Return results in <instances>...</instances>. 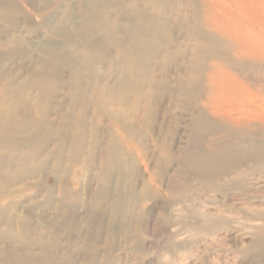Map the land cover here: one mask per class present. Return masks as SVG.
I'll return each instance as SVG.
<instances>
[{
	"label": "rangeland",
	"instance_id": "rangeland-1",
	"mask_svg": "<svg viewBox=\"0 0 264 264\" xmlns=\"http://www.w3.org/2000/svg\"><path fill=\"white\" fill-rule=\"evenodd\" d=\"M4 1L7 4L0 8V90L12 84L14 86L10 87L13 91L16 88L14 92H18L17 97L26 101L20 105L19 114L15 116V121L25 126L9 134L12 143L0 146V155H14L15 151L29 153L32 157H29V167L33 172L22 175V168L11 167L21 179L17 181L9 177L8 186L0 196V207L13 208L14 213H18L15 219L19 222L24 221L23 217L29 220H26L27 230L15 232L12 240H8L4 226H0V263L15 262H9L6 252L19 247L18 253H15L16 262L19 261L17 264H28L26 260H30V264H264V232L260 230L264 226V123L251 121L250 125L243 122L241 129L236 121L237 114L232 116L228 107L222 109L223 112L227 111L225 114L229 113L227 116L216 115L213 113L215 108L222 106L219 102H228L225 105L228 106L229 101L212 90L213 78L234 74L235 83L247 85L238 95H244L250 105L254 104L251 106L260 109L258 104L264 103V68L260 61L247 58L251 56L249 50L244 48L240 53L237 45L229 40V35L222 34L214 27L222 21L218 10H215L218 7L216 1L219 0H143L139 3V9L145 8L149 18L154 16L158 27L164 25L159 33L147 32L155 36L160 34L155 43L154 58L146 59L156 84L148 88V79L141 71L130 74L137 81L141 78L146 81L145 86L139 85L137 93L143 91L152 95L150 91L154 92L149 104L141 100L136 108L141 116H146V121H137L130 114L127 122L134 127L131 134L126 136L119 132L111 118L98 113V106L108 102L105 95L108 90L94 92L92 87L90 93L81 95L85 99L79 113L86 115V133L81 141L82 156L77 157V162L71 161L70 153L64 152L62 164L57 163L56 154L49 153L44 147L48 135L54 136L59 132V135L70 133L67 135L71 136L74 132L73 126L72 129L66 128L62 125L64 120L52 114L61 110L67 112L71 109V101L67 97H60L63 90L57 87L60 82L50 63L54 61L51 54H62L56 59L64 62L69 58L66 55L81 40L83 43L92 42L98 53L104 56L109 54L105 37L87 30L84 23L86 16L82 11L83 0ZM123 2L124 7L118 8L117 12L113 7L109 10L102 7H108L107 2L93 8L105 13H117L114 26L118 32L115 36L121 48L129 41L123 31L124 23L127 27L129 18L140 23L137 12L133 13L135 3L131 0ZM209 9L211 12H208ZM207 25L209 30L206 29ZM46 40L50 45H45ZM58 45H61L59 49L56 48ZM103 61L100 64L101 81L123 71L120 65V69L110 74L106 70V61ZM64 71V81L69 82V70ZM215 73H221V76ZM84 76L87 83L90 71ZM203 77L210 79L207 82ZM103 83L108 89V81ZM19 85H23L24 89L18 91ZM22 90L24 94H21ZM234 95L232 93L229 98L235 106L241 107L247 102L244 97L242 100ZM32 96L44 97L50 104L47 119L44 112L46 105L43 108V103L40 104L42 113L33 111L32 117H27ZM66 98L68 101H63ZM119 102H112L108 108L120 112L123 106ZM129 104L128 100L125 103L127 109L135 108ZM42 118H45L43 123ZM228 122L234 125L229 126ZM236 125L238 129H235ZM112 146L117 150L116 156L111 159L112 164L107 157L103 164ZM51 154L56 157L52 158ZM42 221L45 224L40 229L38 227ZM16 234L21 236L18 238ZM19 255L26 260L21 261L23 259ZM35 257L37 259L33 260Z\"/></svg>",
	"mask_w": 264,
	"mask_h": 264
},
{
	"label": "bare ground",
	"instance_id": "bare-ground-1",
	"mask_svg": "<svg viewBox=\"0 0 264 264\" xmlns=\"http://www.w3.org/2000/svg\"><path fill=\"white\" fill-rule=\"evenodd\" d=\"M124 0H83L82 2V11L84 12L86 18H85V25H87L88 27V31L93 30L94 32H97L101 35H103L105 38V41L107 43V52L109 54H105L104 56H101V53H98V50L95 49L93 47V43L90 41H85L84 43L79 40L78 45H75V49L73 51L70 52L69 55H66V57H69L66 61L64 62H59L58 59H56L57 57L59 58L60 55L62 56V54H58L52 57H54V61L53 63L50 62L52 64V68L53 70H55L56 73V79L60 82L59 85H57V87H61L63 90V93H61L60 97H67L70 101H71V109H68L67 112L61 110V111H56L53 112L52 114L56 117H59L61 120H64V125L66 128L69 127L71 128L73 126V134L71 136H68L70 133L65 132L66 135H59L58 134H54V136H49L48 137L45 135L47 133H45L44 135L47 137V139L45 140V142L47 141V144L45 149L52 154H56L58 156V164H62L64 160H62V154L64 152H69L70 156L69 159L71 161H76L77 162V157L78 156H82V140L83 137L85 136V120H86V115H84L82 112L81 114L79 113V109L83 108V94H87L90 93L91 90H93L92 87H94V92L95 91H99L101 90L102 92H104L105 90H108L106 92L105 95H107V99L108 102H102L103 104L98 106L99 108V112L101 113L103 116H108L109 118H111V120L114 123V126H116L119 130V132L124 133L126 136H128L129 134H131V131L133 130V126H131L128 122L127 119L130 116V114L133 115L132 118H135V120L137 121H146V116L142 114V116L137 112L136 108L139 105V102L141 100L145 101L147 104H149L150 102V98H153L154 92L150 91L152 95H150V93L148 91V93H143L142 92H138L139 89V85L141 86H145L146 85V81H144L142 78L141 80L137 81L134 79V77H132V75H134L135 73L137 74V72L135 71H141L142 74L148 79V84L146 85L148 88H152L153 85H155L156 83V79L153 77V73L152 71L149 72L148 70V66L146 64V59H152L155 56L156 53V47H155V43L156 41H158V37H160V34H158V36H155L154 34L148 33V30L150 32L155 31L158 33L160 32L161 28L164 29V25L159 26L157 24V21L154 20V16H150V18L147 16L146 14V10L145 8H141L139 9V3H142L141 1L143 0H131V2L133 1L135 3L134 9H133V13L137 12V19L140 20V23H135L131 18L128 19V24L126 27V23H124V27H123V31L128 35L129 41L128 44L124 47L121 48L118 46L119 44V39L117 38V36H115L117 34V27L114 26V22L116 20L117 17V13L115 14H111V13H105L102 10H95L93 8H99L103 5V2H107L108 7L107 6H102L105 8H108V10L113 7L114 11L117 12V9L120 7H124V5H122L121 3ZM216 1V0H214ZM222 0H219L217 3V9L215 7V10H218L219 15H221V19L222 21L219 22L218 24H215V28H217L220 32H222V34L229 35V40L231 39V41L234 42V44L237 45V47L239 48L240 53L242 52V50L245 48L247 49L246 51H250L249 53L251 54L250 57H247L248 59L251 60H256V61H260L259 64L262 65V67L264 68V0H226L228 2H220ZM7 4L6 1L4 0H0V8L1 6L3 7V4ZM212 3V1L210 2ZM213 4V3H212ZM211 4V6H212ZM210 8V7H208ZM213 8V7H212ZM210 11V9L208 10V12ZM211 12V11H210ZM214 14V13H213ZM206 16V14H205ZM10 17V16H9ZM216 17V16H215ZM207 18V17H206ZM224 18H227L225 20H223ZM135 19V18H134ZM149 19V20H148ZM212 22V21H211ZM215 23V22H213ZM15 24V23H14ZM13 24V26H14ZM205 24V23H204ZM12 26V27H13ZM111 26H113L111 28ZM149 26V27H148ZM208 26V25H207ZM128 27H133L132 30H130ZM170 27V26H169ZM211 27V26H210ZM33 28V27H32ZM208 28L209 30V26L206 27V29ZM34 29V28H33ZM211 29V28H210ZM7 30V29H6ZM5 30V31H6ZM194 30V29H193ZM212 30V29H211ZM215 30V29H213ZM9 32V30H7ZM197 31V29H196ZM18 32V31H17ZM201 33V32H200ZM219 33V32H218ZM9 34V33H8ZM220 34V35H222ZM3 35V34H2ZM5 35V34H4ZM3 35V36H4ZM200 35V34H199ZM219 35V34H218ZM214 36V35H213ZM216 36V35H215ZM69 37H73L72 35H69ZM150 37V38H149ZM198 37V36H197ZM212 37V36H211ZM226 37V36H225ZM149 38V39H148ZM200 38V37H198ZM205 38V37H204ZM207 41H208V37ZM213 38V37H212ZM202 39V38H201ZM221 39L224 40V38L222 37ZM220 39V40H221ZM227 39V37L225 38ZM76 38L73 41H75ZM204 40V39H203ZM202 40V41H203ZM206 40V39H205ZM210 40V39H209ZM222 40V41H223ZM60 41V40H59ZM58 41V42H59ZM45 45H50L48 44L49 42L46 40L44 41ZM54 42V41H53ZM56 42V41H55ZM61 42V41H60ZM204 42V41H203ZM230 42V41H229ZM232 42V45L234 46ZM231 43V42H230ZM229 43V44H230ZM201 44V43H200ZM210 44V43H209ZM1 46V45H0ZM212 46V45H211ZM61 47V45L56 46L57 49H59ZM213 47V46H212ZM106 48V46H105ZM213 49V48H211ZM242 49V50H241ZM199 50V49H198ZM213 50H211L210 52L208 51V53H211ZM197 52V51H196ZM244 52V51H243ZM25 53V52H24ZM235 53V52H234ZM48 54V53H47ZM104 54V53H103ZM237 54V53H235ZM171 55V54H169ZM243 55V53H242ZM248 55V54H247ZM64 56V55H63ZM239 56V54H238ZM244 57L246 55H243ZM51 57V58H52ZM116 57H118V59H116ZM171 57V56H169ZM242 58V57H240ZM240 58H238L240 60ZM246 58V57H245ZM232 59V58H231ZM230 59V60H231ZM235 59V58H234ZM103 60H105V66H106V70L107 72H111L110 74H113V72H115V70L120 69V65L123 69V71L119 73H117L116 75L112 76V77H108V79L104 78V81H108V89H106V85L103 83L104 81H101V76H100V64L102 62H104ZM242 60V59H241ZM253 60V61H254ZM238 61V60H237ZM250 61V60H249ZM241 62V61H240ZM243 62V61H242ZM246 62V60H245ZM50 63H48V61H46V64L51 65ZM257 63V62H256ZM246 64V63H245ZM258 64V65H259ZM47 65V66H48ZM39 66V65H38ZM41 66V65H40ZM255 66V65H254ZM44 67V65H43ZM42 67V68H43ZM241 65H239V70H240ZM40 68V67H39ZM211 68V67H209ZM216 68V67H215ZM261 68V67H258ZM64 69H68V77H69V82H65L64 80L66 79L64 76ZM262 69V68H261ZM44 70V69H43ZM210 70V69H209ZM207 70V71H209ZM215 71V69H213ZM220 70V69H219ZM225 70V69H224ZM51 71V70H50ZM90 71V76H89V81L87 83H90L91 85H87L86 83V77L84 76L87 72L89 73ZM221 71V70H220ZM219 71V72H220ZM229 71V70H228ZM30 72V71H29ZM38 72V71H37ZM140 72V73H141ZM211 72V71H210ZM218 72V70H217ZM216 72V73H217ZM227 72V71H226ZM231 72V71H229ZM207 73V72H206ZM214 73V72H213ZM214 74V75H218L221 76V73L218 74ZM223 73V71H222ZM232 73V72H231ZM33 74V73H32ZM130 74L131 77H130ZM209 74V73H208ZM229 75H226L225 77H221L219 79L213 78L215 79L214 81L211 79V81H213V88L212 90L217 91L220 94V98H223L224 96L226 97L225 100L229 101L228 106H225V103H221L219 102V104H222V106H217V108H215V113L220 114V115H224L227 116L228 114H225L226 112L222 109H227L228 107V112L231 113V115L233 116V114H237V118L233 119L236 120L238 123V126L242 128L241 123L245 122L251 125V121H254L256 123H264L262 120H264V103L258 104L260 105V109L258 110L256 108V106H251L254 104H249L246 97L243 95L244 97V101L246 100L247 102L243 105V106H235V104H233V102L230 100L229 97H231V94L234 93L236 97H238V93L240 91H244L247 88V85L245 83L239 82V83H235L236 81L235 78H233L232 76H230L231 74L228 73ZM40 75V74H39ZM123 75V76H122ZM237 76V74H235ZM36 76V75H35ZM72 76V77H71ZM110 76V75H109ZM137 76V75H136ZM142 76V75H140ZM143 76V77H144ZM196 76V74H195ZM200 76V75H199ZM210 76V74H209ZM213 76V75H212ZM218 76V77H219ZM241 77L242 74L240 75ZM246 76V75H245ZM3 77V76H2ZM32 77V76H31ZM63 77V78H62ZM138 77V76H137ZM206 77V76H205ZM238 77V76H237ZM62 78V80H61ZM139 78V77H138ZM204 78V77H203ZM145 79V78H144ZM208 80L210 79L207 78ZM207 79L204 78V80L207 81ZM241 78H239L240 80ZM12 80V79H10ZM17 80V79H16ZM28 80V79H27ZM31 80V79H29ZM146 80V79H145ZM203 80V79H202ZM247 80V77H246ZM218 82L215 85V82ZM244 81V80H243ZM1 82V81H0ZM4 82V80L2 81ZM10 81H7V83ZM31 82V81H30ZM208 82V81H207ZM11 83V82H10ZM9 84V83H8ZM15 84V83H14ZM25 84V83H24ZM210 83H208L209 85ZM97 85V87H95ZM206 85V86H208ZM212 85V84H211ZM6 86V85H4ZM10 86H14L12 84H10L9 86H6L4 89L0 90V146H4L8 143L11 142V137L9 134H11L12 132L16 131L17 129H23L25 125H21L19 123H17V121H15V116H18L19 112H18V108L20 107V105L24 104L25 101L21 98L17 97V93H15L14 91H16V88L14 87V91L12 90V87ZM18 86V85H17ZM29 86V85H28ZM250 86V85H249ZM261 86V85H260ZM52 87V86H51ZM209 87V86H208ZM11 88V90H10ZM29 88V87H28ZM36 88V87H35ZM256 88V87H255ZM18 91L20 89H24L23 85H19V88H17ZM27 89V88H26ZM56 89V88H55ZM28 90V89H27ZM26 90V91H27ZM32 90V89H31ZM143 90V89H142ZM147 90V89H146ZM263 90V89H262ZM261 90V92L263 93V91ZM36 91V90H34ZM111 91V92H110ZM259 91V90H258ZM24 91L22 90L21 94ZM30 92V91H29ZM45 92H49L51 94V92L48 90H46ZM101 92V93H102ZM119 92V95L118 93ZM129 92L130 93L129 95ZM58 93V92H57ZM215 94V92H212ZM217 93V94H218ZM256 93V92H255ZM24 94V93H23ZM59 94V93H58ZM97 94V93H96ZM103 94V93H102ZM101 94V95H102ZM127 94V95H126ZM216 94V95H217ZM29 95V94H28ZM46 95V94H45ZM52 95V94H51ZM54 95V94H53ZM82 95V96H81ZM104 95V96H105ZM126 95V96H125ZM57 96V95H56ZM129 96V97H128ZM251 96V94H250ZM240 98L243 97L239 96ZM258 97V96H257ZM260 97V96H259ZM24 98V97H22ZM67 98L63 101H66ZM99 98V97H98ZM218 98V96H217ZM53 99V98H52ZM103 99V98H102ZM90 100V99H89ZM130 102V104H132L133 106H135V108L133 109H127L125 103L126 102ZM241 100V99H240ZM241 100V101H242ZM259 100V99H258ZM261 100V99H260ZM60 102V100H58ZM57 101V102H58ZM68 101V100H67ZM118 101H120L119 103L121 104L122 110L120 112H114L111 111L108 107L111 106L112 102L115 104ZM209 101V100H208ZM212 101V100H210ZM263 101V99L261 100ZM51 102V100H50ZM54 102V101H53ZM52 102V104H53ZM218 101H216L215 103H217ZM254 102V101H253ZM256 102V101H255ZM264 102V101H263ZM44 104L43 108L46 105V108H44V112L46 115V119L47 116H49V111L51 110L49 108V105L47 103V100L44 97H31L29 99V106L30 109L28 111L27 117L31 118L32 117V113L33 111H35L34 113H42V108L40 107V104ZM63 103V102H62ZM61 103L62 106L65 107V104L63 105ZM65 103V102H64ZM91 103V102H90ZM101 103V102H99ZM251 103V101H250ZM55 104V103H54ZM59 104V103H58ZM92 104V103H91ZM129 104V105H130ZM141 104V103H140ZM118 105V104H117ZM128 105V106H129ZM207 107V104H205ZM218 105V104H217ZM56 106H58L56 104ZM141 106V105H140ZM55 107V106H54ZM61 106H59L60 108ZM113 107V105H112ZM116 107V106H115ZM209 107V106H208ZM216 107V106H215ZM27 108V107H26ZM29 108V107H28ZM209 108H213L214 107H209ZM53 109V107H52ZM61 109V108H60ZM65 109V108H64ZM120 109V108H119ZM212 109V110H213ZM32 110V112H31ZM38 110V111H37ZM58 110V109H57ZM147 110V109H146ZM83 111V109L81 110ZM85 111V110H84ZM83 111V112H84ZM87 111V110H86ZM141 111V110H140ZM223 113H222V112ZM95 112V111H94ZM142 112V111H141ZM22 113V112H21ZM222 113V114H221ZM21 115V114H20ZM100 115V114H99ZM25 116V115H23ZM34 116V115H33ZM202 116V114H201ZM230 116V117H232ZM36 116H34L35 118ZM204 117V116H203ZM218 117V116H217ZM222 117V116H221ZM229 117V118H230ZM131 118V117H130ZM240 118V119H239ZM57 119V118H56ZM262 119V120H259ZM37 120V119H36ZM45 120V118H42L41 122ZM55 120V118H54ZM110 120V121H111ZM232 119H230L231 121ZM40 121V119L38 120V122ZM59 121V120H58ZM224 121V120H223ZM232 121V122H233ZM247 121V122H246ZM26 122V121H25ZM57 123V120L55 121ZM54 122V123H55ZM60 122V121H59ZM236 122V123H237ZM250 122V123H249ZM43 123V122H42ZM48 123V121H47ZM74 123V125H73ZM79 125H78V124ZM112 123V122H111ZM227 123V122H226ZM235 124V122H233ZM231 123V124H233ZM46 124V123H45ZM58 124V123H57ZM231 124L228 125L231 126ZM233 124V125H234ZM247 124V125H248ZM253 124V123H252ZM82 125V126H81ZM243 125V124H242ZM40 126V125H39ZM39 126L37 129H39ZM46 126V125H45ZM55 126V124H54ZM59 126V125H58ZM63 126V127H64ZM245 125H243L244 127ZM256 126V125H253ZM258 126V125H257ZM56 127V126H55ZM115 127V128H116ZM234 127V126H233ZM239 127V128H240ZM249 127V125H248ZM264 127V125H263ZM42 130V127H40ZM88 127L86 126V129ZM95 128V127H94ZM97 128V127H96ZM114 128V129H115ZM29 129V127H28ZM32 129V128H31ZM50 129V128H49ZM72 129V128H71ZM69 129V130H71ZM89 129V128H88ZM91 129V128H90ZM238 129L237 125L236 128ZM17 130V131H18ZM40 130V131H41ZM51 130V129H50ZM54 130V129H53ZM67 130V129H66ZM97 130V129H96ZM30 131V130H29ZM44 131V130H43ZM65 131V130H64ZM88 131V130H87ZM26 132V131H25ZM24 132V133H25ZM36 132V130H35ZM39 132V131H38ZM51 132V131H50ZM98 132V131H97ZM40 133V132H39ZM38 133V135H39ZM44 133V132H43ZM88 134V133H87ZM92 134V133H91ZM97 134V133H96ZM95 134V135H96ZM15 135V134H14ZM123 135V134H122ZM31 137V136H30ZM42 137H44L42 135ZM52 137V138H51ZM54 137V138H53ZM95 137V136H94ZM113 137V136H112ZM123 137V136H122ZM20 138V137H17ZM29 138V137H27ZM41 138V137H40ZM21 139V138H20ZM36 139V137H35ZM45 139V137H44ZM52 139V140H51ZM120 139V138H119ZM126 139V138H125ZM24 140V139H23ZM29 140H33L31 138H29ZM123 140V138H122ZM19 141V140H16ZM25 141V140H24ZM35 141V140H33ZM40 141V140H39ZM51 141V142H50ZM110 141V140H109ZM108 141V142H109ZM117 141V140H116ZM26 142V141H25ZM24 142V143H25ZM94 142V141H93ZM121 142V140H120ZM263 142V141H261ZM12 143V142H11ZM13 143H16L13 141ZM29 143H33L32 141H30ZM42 143V142H41ZM95 143V142H94ZM115 143V142H114ZM124 143V141L122 142ZM127 143V142H126ZM28 144V143H27ZM96 144V143H95ZM120 144V143H119ZM128 144V143H127ZM9 145V144H8ZM17 145V144H16ZM108 145V143L106 144ZM21 146V143H20ZM29 146V145H28ZM28 146L26 148H28ZM92 146V145H91ZM114 146V145H113ZM111 148V150H109L108 153H106L105 159H104V163L106 162V157L109 159V163L112 164V160L114 159L117 153V150H115L114 148ZM8 147V146H7ZM31 147H34L31 145ZM108 147V146H107ZM116 147V146H115ZM119 147V146H118ZM11 148V146H10ZM16 148V147H14ZM2 149V148H1ZM0 149V150H1ZM4 149V148H3ZM19 149V148H18ZM17 149V150H18ZM127 150H129L128 148H126ZM21 150V149H20ZM29 150V149H28ZM92 150V149H91ZM119 150V149H118ZM264 150V149H263ZM19 151V150H18ZM33 151V150H32ZM32 151L30 152V154L32 153ZM44 151V150H43ZM94 151V150H93ZM247 151V150H246ZM5 152V151H4ZM16 154L14 155H10V153H6L7 156H2L0 155V196H2L4 193V188L7 187L8 182H9V177H11L10 179H18L20 180L21 177L19 178V174L14 172V169L12 170V168L14 166H19L20 168H22L21 170V174H27L29 175V172H33L32 169H30L29 167V153H24L25 151H22L24 154H21V152H17L15 151ZM46 152V151H45ZM47 152V153H48ZM254 152V151H253ZM39 153V152H38ZM42 153V151H41ZM48 153V154H49ZM51 154V155H52ZM68 154V153H67ZM43 154H41L42 156ZM45 155V154H44ZM95 155V154H94ZM50 156V155H49ZM45 157V156H44ZM54 156L52 155V158ZM56 157V156H55ZM54 157V158H55ZM67 157V155H66ZM32 158V157H31ZM36 158V157H35ZM47 158V157H46ZM93 158V157H92ZM34 159V157H33ZM50 159V158H49ZM48 159V160H49ZM64 159V158H63ZM84 159V158H83ZM31 160V159H30ZM47 160V159H44ZM68 160V159H67ZM86 160V159H85ZM38 161V160H37ZM42 161V160H41ZM44 162V161H43ZM46 162V161H45ZM56 162V161H55ZM34 162H32L33 164ZM39 163V162H38ZM41 163V162H40ZM66 163V162H64ZM80 163V162H79ZM73 164H75L73 162ZM78 164V163H77ZM38 165V164H37ZM45 165V164H44ZM50 165V164H49ZM81 165V164H80ZM85 165V164H84ZM57 166V165H55ZM82 166V165H81ZM12 167V168H11ZM42 168V167H40ZM75 168V166H74ZM38 169V168H37ZM46 169V168H45ZM43 168V170H45ZM54 169V168H53ZM59 170V168H58ZM80 170V169H79ZM16 171V170H15ZM39 171V170H38ZM66 171V170H65ZM18 172V171H17ZM35 172V171H34ZM41 173V172H40ZM57 173V172H55ZM54 173V174H55ZM37 174V173H36ZM42 174V173H41ZM35 175V174H34ZM58 175V174H57ZM59 176V175H58ZM38 178V177H37ZM57 178V177H56ZM59 180V179H58ZM11 181V180H10ZM15 181V180H14ZM37 181V180H36ZM43 181V180H42ZM64 181V180H63ZM26 182V181H25ZM41 182V181H38ZM16 183V182H15ZM34 184V182H32ZM11 184V183H10ZM13 184V183H12ZM15 185V184H14ZM17 185V184H16ZM27 185V184H26ZM46 186V185H45ZM48 187V186H47ZM52 187V186H51ZM66 187V186H65ZM147 187V186H146ZM149 187V186H148ZM12 188V187H11ZM57 188V187H56ZM63 189V188H62ZM127 189V187L125 188ZM45 190V189H44ZM49 190V189H48ZM57 190V189H56ZM20 191V190H19ZM132 191V190H131ZM51 192V191H50ZM54 192V191H53ZM47 193V192H46ZM57 193V192H56ZM54 193V194H56ZM49 194V193H48ZM53 194V193H52ZM134 194V193H133ZM66 196V194H65ZM54 197V196H53ZM57 197V196H56ZM5 198V197H4ZM44 199V198H42ZM47 199V198H46ZM54 199V198H53ZM66 199V198H65ZM60 200V199H59ZM65 200H63L64 202ZM77 201V200H76ZM44 202V201H43ZM60 202V201H59ZM47 203V202H46ZM50 203V202H49ZM76 203V202H75ZM43 204V203H42ZM45 204V203H44ZM70 204V203H69ZM50 205V204H49ZM65 206V205H63ZM62 209V206H60ZM40 208V207H39ZM53 208V206L51 207ZM45 209V207H44ZM39 210V209H38ZM187 211V210H186ZM18 212V211H17ZM13 208H6V207H0V226H4V232L6 234V236L8 237V240H12L15 237V232H25L28 228V224H27V220L26 217H23L22 219H24V221L19 222L17 219V214H13ZM49 213V212H48ZM16 218V219H15ZM21 218V217H20ZM27 220V221H26ZM43 222V221H42ZM40 225V227L38 228H42L43 225L45 224L44 222ZM29 223V222H28ZM256 225V224H255ZM254 225V227H255ZM259 225V224H258ZM46 226V225H45ZM257 226V225H256ZM261 226V225H260ZM48 227V226H47ZM34 228V227H33ZM43 229V228H42ZM253 229V228H252ZM258 229V228H257ZM29 230V229H28ZM38 230V229H37ZM260 230L262 232H264V226H262L260 228ZM39 231V230H38ZM259 231V230H258ZM2 232V231H1ZM34 233V232H32ZM3 234V235H5ZM23 234V233H22ZM36 234V233H35ZM264 234V233H263ZM21 236V234H19ZM31 234L29 233L28 236H30ZM43 235V234H42ZM16 236L18 237V234H16ZM19 236V237H20ZM27 236V235H25ZM27 236V237H28ZM258 236V235H257ZM6 237V238H7ZM18 237V238H19ZM23 237V236H22ZM45 237V236H44ZM51 237V236H50ZM55 237V236H54ZM43 238V237H42ZM46 238V237H45ZM2 239V238H1ZM47 239V238H46ZM7 240V241H8ZM20 240V239H19ZM14 241L19 242L17 239H15ZM13 241V242H14ZM2 242V241H1ZM45 242V241H44ZM7 243V242H6ZM16 243V242H15ZM42 243V242H41ZM4 244V243H3ZM10 244V243H9ZM18 244V243H17ZM45 244V243H44ZM50 244V243H49ZM12 245V243H11ZM20 245V244H19ZM22 245V244H21ZM20 245V246H21ZM29 245V244H28ZM24 246V245H23ZM22 246V247H23ZM26 246V245H25ZM13 247V246H12ZM21 247V248H22ZM27 247V246H26ZM257 247V246H255ZM7 248V247H6ZM9 248V247H8ZM16 248V247H15ZM28 248V247H27ZM18 249L19 247H17V250L15 251H7L6 252V256L7 259L9 260V262H11V260L15 261L12 262V264H17L18 262H16L15 259L17 256V254L15 255V253H18ZM23 249V248H22ZM25 250V249H24ZM29 250V248H28ZM22 251H20L19 253H21ZM30 252V250H29ZM32 252V251H31ZM1 253V250H0ZM26 253V252H25ZM36 253V252H35ZM31 254V253H30ZM2 254H0L1 256ZM24 255V254H22ZM27 255V253H26ZM34 255V254H33ZM47 255V254H46ZM4 256V254H3ZM20 256V255H19ZM38 256V255H37ZM42 256V255H41ZM44 256V255H43ZM21 257V256H20ZM25 257V256H23ZM28 256H26L27 258ZM30 257V255H29ZM28 257V258H29ZM33 257V256H32ZM22 258V257H21ZM20 258V259H21ZM39 258V257H38ZM44 258V257H43ZM48 259V257H46ZM23 259V258H22ZM33 260L37 259L32 258ZM42 259V257H41ZM45 259V258H44ZM26 260V259H25ZM24 259L21 261H25ZM28 262V264H30V260H26ZM38 261V260H37ZM49 261V260H48ZM47 260H45V262H48ZM26 262V263H27ZM33 262V261H32ZM35 263V262H33ZM1 264V263H0ZM8 264V263H7ZM24 264V263H22Z\"/></svg>",
	"mask_w": 264,
	"mask_h": 264
}]
</instances>
